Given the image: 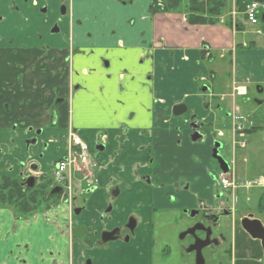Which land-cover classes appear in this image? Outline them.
<instances>
[{
  "label": "crops",
  "instance_id": "crops-1",
  "mask_svg": "<svg viewBox=\"0 0 264 264\" xmlns=\"http://www.w3.org/2000/svg\"><path fill=\"white\" fill-rule=\"evenodd\" d=\"M155 1L170 0H72L63 21L69 65L62 61L66 53L61 52V39L45 40L52 46L51 52L46 57L44 50L34 56L25 53L19 61L25 65L26 75L20 95L5 100L21 110L15 117L25 127L44 129L40 142L49 143L50 161L66 155L68 133H77L99 166L100 186L105 187L109 179L130 184L125 202L132 206L140 201L149 206L148 189L137 180L146 170L143 166L134 170L136 164L147 160L149 148L162 165L156 184L166 185L158 204H164L165 192L183 176L202 195L206 193L211 164L205 145L189 140L191 118L206 126L205 133H223L229 114L238 107L237 99L249 100L250 86L264 96V13L259 24L252 25L245 16L244 0H221L225 7L217 24L192 25L184 13L153 14ZM32 2L28 0V7L17 0L32 24L28 29L38 32L44 27L43 17L37 15L40 4ZM8 16L10 24H0V29L20 32L24 23L19 15ZM16 33L10 36L17 37ZM29 62L36 63L34 75L28 72ZM229 65L232 79L228 86L224 76ZM204 86L210 92L203 91ZM235 86L245 87L247 94L235 95ZM56 96L64 97L65 103L51 115L48 106ZM254 102L264 123V100ZM178 105L185 110L175 116L173 110ZM8 122L10 126L15 120ZM5 128V121L0 120V130ZM101 134L107 136L105 152L97 149ZM209 142L210 138L206 145ZM52 144L63 146L62 153ZM39 150L32 149L35 158ZM57 153L59 157H55ZM260 179L264 182V176ZM138 189L143 191L139 198ZM239 197L250 199L248 193ZM104 198L102 192L95 194L93 204ZM242 217L235 218L229 236L233 264H264L262 241L244 230ZM73 223L67 204L31 218L0 207V264H82L81 240L72 239L71 232L82 226L84 219L75 218Z\"/></svg>",
  "mask_w": 264,
  "mask_h": 264
},
{
  "label": "flooded vegetation",
  "instance_id": "flooded-vegetation-1",
  "mask_svg": "<svg viewBox=\"0 0 264 264\" xmlns=\"http://www.w3.org/2000/svg\"><path fill=\"white\" fill-rule=\"evenodd\" d=\"M71 1L60 0L59 3L58 0L57 3L56 0L55 3L53 0H33V2L40 4L37 7V15L43 17L42 24L44 26L41 31L34 32L32 29H28L32 24L28 22L29 18L22 13L17 0H0L1 25L7 24V22L10 24V21H6L9 14L19 15L20 20L24 23L20 32L17 33L8 32L4 27L0 29V85H3L0 89V101H3L0 106V120L6 123V134L9 132H15L14 134L19 136H23L25 133L32 134L25 151H21V155H18L17 152L6 153L0 150V185L4 180L11 179L16 180L24 192L31 190L46 191L48 188L52 190V181L44 183V174L40 172V162L47 158L49 151V143L43 142L41 144L40 142L44 129L34 126L25 127L23 123L18 121V117H15L16 114H20L21 110H15L5 100L8 98L16 100L20 95L26 75L23 73L25 65L19 61L25 56V53L34 56L38 51L44 50V57H46L51 52L52 46L45 40L61 39L64 43L61 52L65 51L66 53L62 61L69 65L71 56L66 52L69 49V44H67L66 32H63V21L68 16ZM22 2L23 5L30 7L28 0H22ZM11 33H16L17 37H11ZM35 70L36 63L29 62L28 72L34 75ZM62 77L61 74V81ZM12 84H15V87L18 86L16 88L19 89H13ZM203 91L210 92V88L204 86ZM64 103V97H54L48 106L49 113L54 114L56 109ZM235 109L229 114L231 122L232 113ZM9 119L15 120L10 126ZM190 123L189 140L195 144L205 145L204 152H206L211 167L214 166L213 161L218 164L215 157L226 162L220 153L223 145L218 140L224 134L213 131L205 133L206 126L198 122L196 118H191ZM253 132H255V123L253 127L246 129L244 136L246 145L241 147L234 143V138L238 136L232 131L234 152L236 149L244 150L247 148V136ZM209 138L210 142L206 145ZM13 141L15 142V140ZM102 144L104 146L103 152L107 151V139ZM36 147L40 148L37 158L32 155V149ZM147 152V160L143 165L136 164L134 170L137 172L142 166L146 170L145 174L138 175L137 180L148 189L149 206H143L141 201L134 206L126 203L125 199H128L126 194L131 189L130 184H126L122 180L113 181L109 179L107 185L102 187L97 175L92 185H84V188L79 191L82 200L80 205L75 206V199L72 197L70 203L72 224L74 225L73 219L75 218L84 219L81 226L83 228L82 237L78 238L81 240L82 264H169L171 249L168 242L159 249L160 237L158 233L160 228L167 232L180 230H178L180 232L179 240L188 242L186 246L180 244L183 259L185 257L192 258V264H207V262L210 264H233L229 236L234 220L238 217L237 211L241 202L243 200L246 203L250 202L249 198L243 199L239 197V194L259 188L264 185V182L260 178L253 181H244L238 178L234 160L232 167L226 162L228 165L227 173L219 168L218 178H216V174H212L213 171L207 174L210 185L205 188L207 192L203 195L198 188L193 187V183L183 176L172 183L169 192H165L164 204H158L160 193L166 189L164 183L156 184V180L160 177L159 172L162 165L156 159V154L152 148H149ZM20 156L25 159L20 158ZM57 161L58 159L49 160L50 163L47 165L53 170ZM119 169L121 171V168ZM221 174H231L237 182V188L224 189L219 180ZM29 178H34L32 188L29 187L31 184L28 181ZM196 179L200 181V177ZM99 192L104 193L105 198L99 200L98 204L95 205L93 204V197ZM142 193L143 191L138 189L137 198ZM262 201H264V197ZM0 207L9 209L8 206L1 204ZM258 208L262 211L264 209L263 203H260ZM34 215L26 217L31 218ZM244 220L257 221L263 226L261 217H255L251 213L240 219L241 225ZM77 227L73 228L71 232L72 239H76L73 238V232Z\"/></svg>",
  "mask_w": 264,
  "mask_h": 264
},
{
  "label": "rangeland",
  "instance_id": "rangeland-1",
  "mask_svg": "<svg viewBox=\"0 0 264 264\" xmlns=\"http://www.w3.org/2000/svg\"><path fill=\"white\" fill-rule=\"evenodd\" d=\"M58 3V0H57ZM60 3V0H59ZM262 25V23H260ZM240 40V39H239ZM225 76L224 81H228V86L231 84L232 79V69L229 66L225 69ZM230 93V91H229ZM247 98H238L236 105L241 108V112L244 115L249 116L252 120L256 123L257 129L252 134L247 136L248 146L246 149H236L234 152L233 149V135H232V123L231 121L227 120V127L220 129L224 133L223 138H218V140L222 143L223 147L221 149V155L226 160V162L232 167L233 161L235 160V169L236 175L238 178L246 179V180H255L264 176V123L262 121L263 116L260 115L261 111L258 110V106L255 104V100H264V96L258 94L256 87L250 86L249 89V96ZM262 112H264V106L262 108ZM225 115V114H224ZM89 119V118H88ZM87 119V120H88ZM225 119V118H224ZM223 119V121H224ZM227 119V118H226ZM45 130H49L45 128ZM15 133V132H14ZM13 132H9L6 134V130H0V150L11 153L16 151H25L27 147V142L29 138H25V136H19L18 134H14ZM105 133V132H102ZM15 140V142L13 141ZM55 149H60V153H62L63 146H58L56 144H52ZM55 157H59V153L56 154ZM49 158H44L41 160V168L44 169V183L50 182L54 179V169L52 170L51 167H48ZM214 166L211 167L212 174H216V178L219 176V166L216 162H212ZM247 176V178H245ZM84 188V184L82 182H76L75 188L73 192V197L75 199L74 205L81 204V193L79 192ZM51 189L48 188L47 192ZM77 192H79L77 194ZM264 192V188H254L247 193L250 195V202L246 203L244 200L241 202L240 208L237 211V216H244L248 213L253 214L255 217H261L264 221V209L262 211L259 210L258 205L263 203L261 198V194ZM61 201V200H60ZM58 201V204H54L55 207H59V205L66 204L65 199L63 201ZM53 203V201L51 202ZM9 209L16 214H19L15 209L9 207ZM50 209L44 210L40 209L35 213L36 216L42 217L48 213ZM24 216V215H23ZM52 219V218H51ZM48 220V219H47ZM171 230L167 232L163 228H160L158 233L159 235V249L165 246L164 244L168 242L170 246L171 253L169 257V264H192V258L185 257L183 259L182 253L183 251L180 249V244L186 246L188 244L187 241L181 242L179 240L180 230ZM207 264H210L207 262Z\"/></svg>",
  "mask_w": 264,
  "mask_h": 264
},
{
  "label": "built area",
  "instance_id": "built-area-1",
  "mask_svg": "<svg viewBox=\"0 0 264 264\" xmlns=\"http://www.w3.org/2000/svg\"><path fill=\"white\" fill-rule=\"evenodd\" d=\"M263 11L264 3L251 2L246 5L245 16L250 24L257 25L260 22V16ZM234 90L236 95H245L244 87H236ZM253 125L254 122L251 119L241 114L238 109H235L232 113V127L233 132L238 137L234 138V143L245 147V131L247 128L253 127ZM104 139L105 137H102L103 141ZM68 142L69 148L66 156L54 166V182L65 188L69 196V202H71L74 184L82 182L92 185L95 181L98 165L90 154L87 143L79 135L70 131ZM219 180L224 189L237 188V182L231 174H221Z\"/></svg>",
  "mask_w": 264,
  "mask_h": 264
},
{
  "label": "trees",
  "instance_id": "trees-1",
  "mask_svg": "<svg viewBox=\"0 0 264 264\" xmlns=\"http://www.w3.org/2000/svg\"><path fill=\"white\" fill-rule=\"evenodd\" d=\"M245 5L254 1L244 0ZM225 2L209 1H178L170 0L163 3L154 2L152 13H184L192 25L217 24L223 13ZM0 204L15 209L20 215L29 216L40 209L48 210L65 199L64 194L51 195L50 191L31 190L24 192L16 180L7 179L0 185ZM53 201V203H51ZM60 201V202H61ZM55 204V205H54Z\"/></svg>",
  "mask_w": 264,
  "mask_h": 264
},
{
  "label": "water",
  "instance_id": "water-1",
  "mask_svg": "<svg viewBox=\"0 0 264 264\" xmlns=\"http://www.w3.org/2000/svg\"><path fill=\"white\" fill-rule=\"evenodd\" d=\"M63 1H65V0H63ZM262 22L264 23V14L262 15ZM184 110H185V107L183 105H178V106H175L173 113H174V115H177V116L182 115ZM201 140H203V138H201ZM97 149L100 151H103L104 146H99V147H97ZM215 158L218 162L219 168L223 172L227 173L228 172L227 163L225 161H223L221 158H217V157H215ZM28 181H30V183H31L29 185V187L32 188L34 186V178H29ZM62 193H63V189L61 187H54L50 192L51 195L62 194ZM75 214H77V213H75ZM242 227L253 238L261 240L263 248H264V227L259 222L244 220V221H242ZM82 231H83V228L81 226H78L73 232V238H81L82 237Z\"/></svg>",
  "mask_w": 264,
  "mask_h": 264
}]
</instances>
